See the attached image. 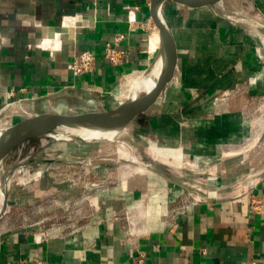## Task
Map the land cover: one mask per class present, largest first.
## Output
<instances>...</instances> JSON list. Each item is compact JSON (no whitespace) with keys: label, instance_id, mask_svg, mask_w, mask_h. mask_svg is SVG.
Segmentation results:
<instances>
[{"label":"crops","instance_id":"obj_1","mask_svg":"<svg viewBox=\"0 0 264 264\" xmlns=\"http://www.w3.org/2000/svg\"><path fill=\"white\" fill-rule=\"evenodd\" d=\"M241 8L248 20L254 10L264 17V0L246 1ZM225 10L224 0L222 5L168 0L163 6L177 50L163 104L176 108L154 115L174 126L172 136H188L212 154L253 138L248 106L264 105V47ZM151 18V0H0L1 120L8 103L57 91L65 95L55 101L66 106L83 98L91 102L90 93L102 98L100 104H110L112 90L115 95L128 75L150 63L149 37L159 34L156 28L147 34ZM261 25L256 30L264 45ZM107 44L124 51L119 63L107 57ZM86 50L94 53V67L75 74L70 64ZM46 101L52 100L25 103ZM184 121L188 135L181 128ZM261 136L264 147V129ZM249 187L157 223L149 218L139 232L125 230L113 221L118 214L133 217L146 200L145 214L151 217L178 194L150 171L102 189L91 201L94 219L72 231L41 237L0 227V264H264V175ZM256 197L262 200L259 210L252 208Z\"/></svg>","mask_w":264,"mask_h":264},{"label":"rangeland","instance_id":"obj_2","mask_svg":"<svg viewBox=\"0 0 264 264\" xmlns=\"http://www.w3.org/2000/svg\"><path fill=\"white\" fill-rule=\"evenodd\" d=\"M224 1L226 9L224 14L229 20L248 26L258 38L261 47H264L261 40L262 33L256 30L259 25H264V17L254 10V16L248 20L246 11L241 8L243 3L246 1L250 3L252 0ZM214 3L222 5L223 0H214ZM145 28L148 35L155 28L159 30L153 18L145 24ZM148 54L151 58L152 54L150 52ZM122 79L118 85L121 84ZM111 94L110 104L104 102L100 104L102 98L95 93L89 94L92 98L91 102H86L87 98H83L73 101L68 106L65 105L68 104L67 102L59 100L34 105L20 104V100H16L8 103L4 108L6 116L0 120V123L3 122V126L12 125L38 113L76 114L80 111L108 110L126 99L120 100L117 97L115 99L114 89ZM164 98L165 95L161 93L148 110L138 115L127 129L113 139L86 142L52 141L41 138L28 140L14 148L0 164V181L3 187H6L9 181L7 197L9 200L18 201V204L8 205L6 213L0 220V227L32 230L41 237H46L56 234L57 231H72L87 224L94 219L92 212L95 207L92 205V198L101 193L102 189H108L125 180L150 172L134 162L131 159L132 155L139 158L146 154L181 169L207 170L216 173L215 176L192 179L193 184L203 188L212 197L237 194L251 186L264 169V147H260L261 132L264 129V105L248 106L247 116L251 118L248 122L254 129L253 138L243 145L229 144L223 154H212L205 148L195 147L194 139L188 136L180 138L178 135L176 137L171 135L176 130L174 126L171 123L170 126L169 123L164 125L162 118L154 115L167 112L168 108H176L171 103L169 106H164ZM183 123L182 131L187 134L188 122ZM178 131L177 128V133ZM164 148H169L172 152L165 151ZM176 154L183 155L177 157ZM184 154L189 155L183 157ZM29 157L55 158L61 159L62 162L20 166L8 179V172L13 166ZM103 157H118L121 160H103L101 159ZM17 184H20V187H17ZM174 186L178 190L177 195L180 196L178 197L179 205H181V198H186L188 194L182 188ZM222 189L227 191L218 193V190ZM69 194H75V196L67 197ZM145 201L136 207L133 217L118 214L119 218L117 220L113 218V221L119 223L125 230L130 229L135 233L141 230L143 224H147L146 220L149 218L157 223L175 214V211L171 209L177 206V202H169L165 208L158 209L154 214L151 213V217L149 215L147 217L145 210L148 204ZM81 214L84 215L81 216Z\"/></svg>","mask_w":264,"mask_h":264},{"label":"water","instance_id":"obj_3","mask_svg":"<svg viewBox=\"0 0 264 264\" xmlns=\"http://www.w3.org/2000/svg\"><path fill=\"white\" fill-rule=\"evenodd\" d=\"M168 0H151V14L152 18L159 29L160 44L158 51L152 63H149L146 71L159 62L161 71L155 85L152 89L145 93H141L134 98H127L124 102L119 103L118 106L102 111H94L88 113H59L47 112L38 113L23 120H20L9 126H1L0 123V160L3 159L17 146L25 143L31 139L47 138L52 141H93L99 139H108L105 137L100 138H85L77 134L66 132V129H73L76 131L93 130L99 135L114 132L115 137L134 121V119L148 110L158 99L160 94L171 79L177 64V50L176 43L170 27L168 26L164 15L163 6ZM191 4H211L214 0H184ZM65 95L64 91H57L49 95L29 100H20V102L36 103L41 100L50 99L55 100ZM1 120V114H0ZM114 138V137H113ZM112 138V139H113ZM103 160L120 161L118 157H103ZM95 160V159H94ZM145 169L156 173L173 185L182 188L188 196L196 202H216L237 194L244 193L250 190V187L242 189L237 194L212 197L208 195L203 188L193 184L192 179L202 178L205 176H215L216 173L207 170H185L175 167L165 161L156 159L150 155H142L138 161L133 160ZM61 159L55 158H32L22 160L16 163L11 171L8 172L7 178L9 179L16 169L24 165L44 164V163H60ZM84 162V161H76ZM89 162H91L89 160ZM261 174L257 179L262 178ZM6 178V179H7ZM7 179V180H8ZM8 182V181H7ZM20 187V184H17ZM227 190H218V193L226 192ZM217 193V192H216ZM5 205L0 215V220L6 213L8 205H15L17 201L9 200L7 197V190L5 192Z\"/></svg>","mask_w":264,"mask_h":264},{"label":"bare ground","instance_id":"obj_4","mask_svg":"<svg viewBox=\"0 0 264 264\" xmlns=\"http://www.w3.org/2000/svg\"><path fill=\"white\" fill-rule=\"evenodd\" d=\"M213 4H215L214 1H213ZM251 9H253V8H251ZM154 33H152V34H154ZM156 33H155V36L149 37L151 49L154 52V54L151 57L150 63L153 62L154 57L158 51L159 44H160V36H159V34L156 35ZM160 71H161V65L159 62H157L149 71L142 70L140 72H133L132 74L128 75L127 77L125 76L126 78L125 79L123 78L124 81L122 82L120 89L115 93V96L118 99L123 100L125 98L126 99L127 98H134L135 96H137L141 93H145V92L149 91L155 85V82L157 81V79L159 77ZM122 102H124V101H122ZM19 103L22 104V102H19ZM58 108H59V106H58ZM9 120H11V119H9ZM1 126H3V122L1 123ZM7 126H9V125H7ZM66 132H69L71 134H77V135L83 136L85 138H90V139L91 138H100V137L113 138L116 135L114 132L105 133L104 135H99L98 133H96V131L88 130V129L81 130V131H76L73 129H66ZM153 151H155V149ZM165 151L172 152V150L169 148H166ZM182 155L176 154L177 157L182 156ZM187 155H189V154H184L183 157H186ZM131 159L138 161V157H136L135 155L134 156L132 155ZM1 163H2V160H0V164ZM141 168H144V167L141 166ZM7 183H8L7 186L3 187L1 184V181H0V215L2 213L3 207H4L5 202H6L5 192H6V190H8L9 181Z\"/></svg>","mask_w":264,"mask_h":264},{"label":"built area","instance_id":"obj_5","mask_svg":"<svg viewBox=\"0 0 264 264\" xmlns=\"http://www.w3.org/2000/svg\"><path fill=\"white\" fill-rule=\"evenodd\" d=\"M105 52L107 57L113 64L119 63L124 55V51L112 46L111 44H107L105 48ZM95 56L94 53L90 50L83 51L79 55L75 56L74 60L70 64V68L73 70L75 74H82L88 71H91L94 67ZM177 195L173 199L170 200L171 203L177 202V206L173 207L171 210L175 211L173 216L186 212L193 208V206L198 203L195 200L191 199L189 196L186 198H181L182 204L180 203V196ZM178 199V200H177ZM262 200H259L257 197L252 199V208L253 209H261ZM119 218L116 216V219Z\"/></svg>","mask_w":264,"mask_h":264}]
</instances>
